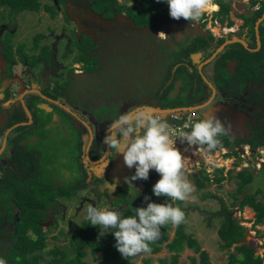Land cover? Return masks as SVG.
<instances>
[{"label": "flooded vegetation", "instance_id": "af4514ba", "mask_svg": "<svg viewBox=\"0 0 264 264\" xmlns=\"http://www.w3.org/2000/svg\"><path fill=\"white\" fill-rule=\"evenodd\" d=\"M118 1L121 6H114L113 11L108 9L101 12L96 10L93 0H77L80 13L74 19L75 26L70 29L62 55L54 43L51 46L43 44V40L48 43L52 40L41 28H37V31L34 28H12L11 16L24 11L12 12L0 7V67L4 66L0 70V166H3L0 177L11 170L20 175L22 169L18 168L13 158L16 147H21L23 158L32 155L35 159L32 177L47 185L45 193L54 195L57 202L44 211L45 220L40 224L44 230H50L49 236L54 230L58 233L62 229L67 233L75 231L87 219L86 215L81 221H74V218L80 217L84 206L87 213L88 205L107 209L121 207L122 202L135 204L131 200V192L125 198L120 194L129 186L124 177L134 175L135 167H126L123 155L103 144L109 124L123 113L143 119L172 114L160 112L162 109L197 106L196 121L216 116L225 127L231 126V131L225 135L230 145L224 147L227 148L224 161L230 160L229 169L225 173V167L221 168L218 163L213 173L216 182V177L224 176L218 182L220 185L232 183L235 187L221 196L214 193L201 195L208 200L204 204H197L195 199V202H189L187 207L182 208L185 213L182 224L186 228L189 213L195 212L205 226L213 225V221L217 220L215 227L210 228L214 231L217 227L219 233L226 222L224 215L212 217L208 223L209 220L198 209L213 213L224 209L231 215V227H244V234L250 227L252 233L264 239L263 221L258 224L248 222L246 217L238 215L240 201L251 193L264 208V182L258 183L255 191L248 192L247 185L244 186L242 178L237 175L243 170L255 173L252 167L261 164L262 169L258 171L264 177V115L257 114L260 110L258 106L246 104L249 81L253 88H264V81L257 82L250 76L254 68L259 70L250 53H260L264 58V18L258 30L256 27L257 20L263 14L254 20L253 26L251 24L256 12L264 9V3L248 0L244 3V11H235L236 19H229L233 24L228 26L232 28L236 20L239 21L237 29L225 33L222 27L223 34L219 33L216 39L213 30L218 29V25H209L206 12L197 21L190 23L185 20L181 23L170 18L169 10H164L154 24H140L135 11L141 1L131 0V4L128 0ZM66 2H61L63 9L57 11L63 13L65 19ZM45 7L48 9L49 6ZM231 7L233 10L232 3ZM49 8L51 17L56 19L59 13L53 16L55 10L51 6ZM67 16L69 20H66L71 22ZM160 32L165 35L158 37ZM239 39L244 40L247 46ZM230 40L234 42L230 43ZM226 41L229 42L216 53ZM81 47L88 49L82 50ZM82 51H85L86 59L76 61ZM66 59H69L68 63ZM64 63L69 67L60 75L58 65ZM89 66L94 67L89 69ZM238 68L247 79L242 85L232 77L238 73ZM18 74L26 80L23 85L14 82ZM222 98L231 100L220 106L218 104ZM173 103L174 107H168ZM202 148L204 154L208 155L206 147ZM64 150L69 157L61 154ZM255 155H259L258 162L253 158ZM5 156L7 161L3 162L1 158ZM200 159L198 164L195 162L196 167L201 161L205 162L203 158ZM153 173L150 172L147 180L133 181L131 187L136 188V184L141 182L144 188L150 186L153 190L160 179L158 174ZM196 178L197 183H202L201 186L196 183L198 189L205 192V183ZM20 185L24 187L29 183ZM20 185L17 189H24ZM39 186L25 190L40 194ZM162 199V196H156L152 201L158 203ZM77 204L79 207H72ZM139 204L146 205L147 202ZM68 207L74 208L68 216L71 223L60 227L58 220L66 218L61 211H66ZM87 228L90 234L100 236L98 226L89 225ZM109 235L110 232L104 236ZM49 242L53 246V242ZM251 242H254L252 238ZM89 250L90 247L87 248L88 255Z\"/></svg>", "mask_w": 264, "mask_h": 264}, {"label": "trees", "instance_id": "16d2710c", "mask_svg": "<svg viewBox=\"0 0 264 264\" xmlns=\"http://www.w3.org/2000/svg\"><path fill=\"white\" fill-rule=\"evenodd\" d=\"M64 2V0H60ZM95 4V8L97 11H113V7L117 8V6H121L118 0H93ZM140 6H138V10L135 11V15L141 21L140 24H154L157 18L161 15L162 11L169 10L166 0H139ZM220 5V10L215 13V17L218 18L221 22H225L227 19H230V11H231V3L230 0H215ZM254 2L260 0H253ZM264 3V0H261ZM42 0H0L1 5H7L10 7L12 12H20V11H30V12H38L42 6ZM48 9H50L48 7ZM107 12V11H106ZM132 12V10H130ZM150 12V13H149ZM264 12V9H260L253 16L254 19L252 21V26L254 25V20L260 17ZM59 13L57 11H53V16ZM11 15V14H9ZM205 15V14H203ZM10 17V16H9ZM66 19L69 20L67 14ZM233 22L230 21L229 25H232ZM82 50H87L88 48L81 47ZM252 58H255V63H257L256 70L251 72L250 76L255 79L257 82L264 81V58L260 53H250ZM45 57V56H42ZM85 51H82L80 57L76 58V61L85 60ZM242 60V58H240ZM242 66V65H241ZM239 66V68L241 67ZM94 66H89V69H92ZM238 68V73L235 76H232L234 80L237 79V82L241 85L245 82L246 75L243 72H240ZM248 85L250 89H248V96L246 97V104L252 105L253 107L258 106L260 108L257 111V114L264 115V88H253L251 86V81H249ZM175 100V98H173ZM252 103V104H251ZM168 107H174V103L172 105H168ZM186 130V129H185ZM222 147H228L229 140L226 136H222ZM219 147V148H222ZM217 148V149H219ZM21 147H16V153L13 158L15 164H17L18 168L22 171L20 175H16V172L11 170L6 176L0 177V235L5 234L8 230V226H6L9 222L14 224V228L10 229L9 232V245L7 249H3L0 251V260H3L5 264H90L88 261V253L87 248L90 247V251L92 252L94 258L97 260V253H101V263L102 264H134L133 258L129 257L125 259L121 253L115 247L116 239L114 233L110 231L109 237L104 240H97V234H90L89 229L87 228L90 224L88 219L84 222L83 226H80L75 231L70 233V236L67 235L65 230H61L59 232L60 236H54V239L60 240L63 237H68L69 245L61 246L53 243V246L50 245L49 242V233L50 230H44V226L40 224V221L45 220V210L49 209L50 205L53 203H57L55 201L54 195L48 196L45 192L47 190V185L43 182L35 180L32 177V173L34 172L35 159L30 155V153H25L30 155L27 159L23 158V154L20 151ZM216 150V149H215ZM212 150V151H215ZM230 155V154H228ZM34 160H33V159ZM3 166H0V172ZM27 169V171H26ZM223 169H221L222 171ZM31 172V174H29ZM1 175V174H0ZM242 178L244 186H248L254 178L253 172L249 170H243L237 174ZM208 178V176H205ZM196 178V177H195ZM209 179V178H208ZM224 179V176L216 177V180L220 182ZM20 181L21 183H25L27 180L32 185L21 186L24 189L12 191L11 194L6 192L9 188L12 187L16 182ZM196 178V183H197ZM198 186L202 185L201 182L197 183ZM40 185V186H39ZM36 186L40 187V194L35 191H28L25 189L35 188ZM244 186H240L243 188ZM246 186V187H247ZM14 192L16 193L14 196ZM8 194V195H7ZM7 195V196H5ZM4 196V197H3ZM133 206V205H132ZM129 209L128 212H122L124 216L133 215L135 212V207ZM146 206V205H139ZM245 206H251L254 210L257 211L256 221H260L264 217V208L261 202L256 200L255 194L251 193L246 196L243 200L240 201V207L244 208ZM172 227L171 224H168L161 229V236L158 240L150 245L152 248L151 254H157L163 249V242L169 240L168 230ZM205 227L204 221L200 222V229ZM187 228V227H186ZM186 228H183V224L179 225L176 231V236L174 239L167 244L170 251L174 252L172 264H177L179 260V256L181 251L185 246L193 247L194 251L200 252L201 245L198 241L193 238L191 235H187L185 233ZM244 230L245 228L242 226H232L229 229V225L227 222L219 230V234L221 235L222 241H225L227 246H232L234 244L240 243L244 238ZM234 234H238L239 238L233 236ZM70 237V238H69ZM1 239V238H0ZM80 240V243L78 244ZM0 240V247L1 246ZM0 248V249H1ZM49 248V249H48ZM236 249L239 252L232 253V261L230 264H239L238 259L235 257L239 253L245 251V258L239 260H243L240 264H256L260 262L262 259L260 257H255L254 248L250 245H237ZM74 251V252H73ZM2 252V253H1ZM71 253L74 255L71 256ZM239 256V255H238ZM151 259H145L144 264H150ZM162 264H168L166 259H162ZM190 264H212L209 254L206 251H202L200 254V260L195 257L192 258V262Z\"/></svg>", "mask_w": 264, "mask_h": 264}, {"label": "clouds", "instance_id": "9594fccd", "mask_svg": "<svg viewBox=\"0 0 264 264\" xmlns=\"http://www.w3.org/2000/svg\"><path fill=\"white\" fill-rule=\"evenodd\" d=\"M157 2H160V0H157ZM166 3L171 18L176 20L183 18L190 23L199 20L213 6V3L218 4L215 0H166ZM219 10L220 5L218 10L212 12L217 13ZM212 18L218 22L211 20L209 22L211 26L218 25L221 22L215 16ZM226 21L229 23L228 19ZM226 28L224 29L225 33H231L233 30L229 26H226ZM164 35V32H160L158 37ZM192 111L169 112L172 114L166 115L168 116L166 119L163 118L165 115H161L162 118L148 116L142 119L133 118L129 113H123L118 119L112 121L107 128L103 144L109 150H115L117 154L123 155L126 167H135V174L131 177H124V181L131 188L133 181L147 180L150 170H155L160 179L154 184L153 193L157 197L167 198L164 203L147 202L146 206L135 208L134 214L128 216H124L119 211L99 209L88 205L87 219L90 222L89 224L100 228V236L110 231L113 232L116 239L115 247L125 259L142 253H151L152 248L150 245L159 239L162 227L168 224L179 226L185 222V213L181 207L179 205L174 206L168 200L186 201L195 191V186L187 179L183 154L171 139L169 128L173 133V129L178 123L173 119L174 115L183 116L179 123H184L187 115ZM168 119L169 122H167ZM184 127L187 129L178 133L180 142L189 146L206 147L209 154H215L218 150V156H215V158L220 163L218 159L227 154L223 150L224 147L219 148L222 147L220 137L228 135L231 126L225 127L218 117L210 116L197 121L194 117V122L190 126L185 124ZM210 163L214 166L218 165L214 162ZM221 168H224V166H221ZM145 201H150V198L146 196ZM244 208H241L238 213L241 217H246L248 222L255 221L257 224L260 221L264 222V217L260 221H256L257 211L253 207L251 208L255 211V216L251 217L246 216L247 209L243 212ZM107 237L109 236H106L105 239ZM241 242L240 245H245ZM247 245L254 248L255 257L262 259L256 264H264V252L261 253L257 247L252 245L251 240ZM262 246L264 248V243H262ZM238 255L241 256V253ZM0 264H5V262L0 260Z\"/></svg>", "mask_w": 264, "mask_h": 264}, {"label": "rangeland", "instance_id": "374dc122", "mask_svg": "<svg viewBox=\"0 0 264 264\" xmlns=\"http://www.w3.org/2000/svg\"><path fill=\"white\" fill-rule=\"evenodd\" d=\"M66 1H67L66 5H65L66 6V13L69 15L71 22L67 21L64 18L63 13H59V15H57L56 19L52 18L51 17V13L49 12L50 10L46 9L45 6H49V7L51 6L53 8V10H55V11L62 10L63 9V4L61 2H59V0H42L43 3H42V6H41V9L38 12L24 11L22 13L13 14V16H11V17H13L12 18L13 21L11 23V26H12V28H14L16 30H24V29H28V28H34V30L37 31V28H41L42 29L41 31L46 32L49 35V38L52 40L50 43L45 42L43 40V44L44 45L45 44H50V46H51V44L54 43L55 46L56 45L58 46L59 54L62 55L63 51H64V49L66 47V43H67V39L69 37L70 29L75 26L74 19L78 18L79 13H80V11H79L80 8L77 5V0H66ZM247 1L248 0H231V3H232L233 8H234L232 10V14L230 16L231 20L232 19H236L235 11H238V12L244 11V8H243L244 7V3H246ZM128 3L131 4L132 1L128 0ZM128 3H127V5H128ZM216 5L217 4L213 3V6H212L211 10H208L206 12L208 14L209 22L211 20H214L212 18V14H214V12L211 14L210 11L218 10V8H216ZM0 7H1V9L3 7L4 10H7V11L10 10V7L7 6V5H1ZM168 14H169V12H168ZM169 16H170V14H169ZM7 20H10V18L7 17ZM176 21H179L181 23L185 22V20L183 18H181L180 20H176ZM214 21L218 22L216 20H214ZM3 22H5V21H3ZM238 22L239 21L236 20V25L233 26L235 29H237V27H238ZM228 25H229V23H227V21H225L223 24H221L219 22L218 29L214 30V33H215L214 37L216 39H218L217 37L219 36V33L223 34V31L221 30V28L224 26L223 30L227 29L226 26H228ZM181 26H183V25H181ZM25 33H27V32H25ZM0 35H2V33H0ZM57 39L60 41V44L58 43ZM28 40L29 39H27V42H28ZM17 43H19V42L17 41ZM236 48H237V50H239L238 46ZM1 50H2V46H1V41H0V57H1ZM62 57H64V56H62ZM68 61H69V59L67 60V63H68ZM68 67L69 66L66 65L65 63L61 64V65H58L59 74L63 75L66 72ZM20 68H22V66ZM1 69L3 70L4 66L0 67V70ZM61 70H63V71H61ZM15 81H18L20 84H22L26 80H25V78H23L21 75L18 74L15 77L14 82ZM14 82H12V85H14ZM230 100H231L230 98L229 99H227V98L223 99L222 98L221 102L219 100L218 101L216 100V101L220 102L218 105L223 106V105L226 104V102H230ZM192 112H198V111L193 110ZM243 116H245V115H243ZM186 121H188L187 117H186ZM169 132L172 135L171 128H169ZM197 149H198V147H197ZM194 150H196V148H194ZM3 151L4 150H2V152ZM187 151L190 154V152H189V151H191L190 148ZM187 151L184 152V155L187 153ZM198 152H200V151H198ZM9 154H10V151L8 152V155ZM61 154L63 156L69 157V153H67L65 150L61 151ZM191 154H192L191 157H183V158H184V163H185V166H186L187 179L189 181H191V183L195 186V191L188 197V199L186 201H170V200H168V202L173 203L174 206L179 205L181 207V209L184 208L185 206L187 207L189 202H195L194 199L196 200L197 204H199V203H203L204 204V202L208 201L206 199L204 200L203 199L204 197H202L201 195H206L208 193H214L216 195H220L221 196V195H223L225 193V191H232L234 189V187H235V185L232 184V183H230L228 185H225V186H222V185H220V183L215 181V174L213 172L218 166L217 165L214 166V165H212L210 163V162H214V163L218 164L217 159L215 158V156H208L209 158H207V160L208 159H211V160L205 161V162L201 161L200 164L197 165V167H196L195 162H197V164H198L197 154H196V152L195 153L191 152ZM258 156H256V155L254 157L252 156L254 158L255 162L256 161L258 162ZM1 159H3V162L7 161V157L6 156L4 158H1ZM51 160H53V159H51ZM218 160L220 161L221 158L218 159ZM188 161L190 163H188ZM229 164H230V161H224V162L221 161V164L219 166L225 165L224 166L225 167V171L224 172L227 173V171L229 169V166H228ZM204 166H206L207 168H204ZM198 168H201L202 170H199ZM252 169L255 170V173L253 171V175H254L253 181L247 186L246 190L248 192H251L253 190L255 191L258 183L264 182V177H262L260 175V173H259V171L262 169L261 168V164H257L256 167H252ZM150 172H154L153 173L154 175L158 174L155 170H150ZM206 175H208L210 177V179L204 178ZM2 176H4V175H2ZM38 176H40V175H38ZM195 177H198L201 181H203L205 183V185H206L205 188L206 189H203V190H205V192H201L202 189H198V187L196 185V178ZM153 181H154V179H153ZM25 183L28 184L29 182L25 181ZM140 183L141 182L136 184V188H132V187L130 188V186H128V187L125 188L126 191L125 190L120 191V194H121V196L123 198L128 197L129 193L131 192V195H132L131 196V200L133 199L135 201V204L132 207H135V208L139 207V205H140L139 203L140 202L145 201V197L146 196L150 198V201H152L153 198L156 197L154 195V193H153L152 188H150V186L144 188V186L141 185ZM20 184H22V183L20 181H17L6 192H8V194H11V192L15 191ZM29 185H30V183H29ZM260 185H262V184H260ZM7 195H5V196H7ZM162 198L163 199L159 200L158 203L166 202L167 198L163 197V196H162ZM145 202H149V201H145ZM122 203H124V204L121 205V207H118V208L117 207H112V208H107V209L108 210L119 211V212H121L120 210H122V209H123L122 210L123 212L124 211L125 212L126 211L127 212L130 211L129 209L131 208L132 204L131 203H127V204H131V205H127V204H125V202H122ZM72 207H79V204L74 205ZM236 207H237V205H236ZM82 208H81V211H80V213H81L80 217L78 219L74 218L75 222L81 221L87 215L86 207L84 206V208L83 209ZM203 208H205V207L203 206ZM69 209H70V207H68L66 211H64V210L61 211L62 214H65L66 218H63V219H59L58 218L59 219L58 222L60 223V227L71 223V221L68 219V216H69V214L71 215L73 213L74 208H72L70 210ZM245 210L247 212L246 216H248V217L255 216V211L250 206H246V208H244L243 212ZM248 220H250V219H248ZM213 223H214L213 225L206 224L207 226L203 227L202 230H201L200 229V218H197V214L195 212H190L189 213V217H188V221H187V225L188 226H187V228L185 230V233L187 235H191L193 238H195L198 241V243L201 245V251L200 252H196V251H194L193 247L185 246L184 249L180 253L179 260H178L177 264H190L192 262V258L193 257H195L199 261L200 260V254H201L202 251L208 252L212 264H230V262L232 261V255L231 254L233 252L234 253L239 252L238 249H236V246L240 245V243L234 244L232 246H227L225 244V241L221 240V235L218 233V228L217 227L214 228V231L211 230L210 226L211 227H215L214 225H215V223H217V220H214ZM6 226H8L7 227L8 230L6 232V235L5 234H1L0 235V238H1L0 240L2 241L1 242L2 248L0 247L1 248L0 251L10 247V245H9V232L11 231L10 229H12V226L14 228V225L9 222ZM49 226H51V225H49ZM45 228L47 229L48 225ZM65 228L67 230V226ZM177 228H178V226H173V225H172V227L169 228V230H168L169 240L166 241V242H163V244H162L163 245V249L159 253H157V254H151V253L139 254V255L134 257V260H133L134 264H144L145 259H147V258L151 259L150 264H162V259H166L168 264H172V260H173L172 256H173L174 252L169 250L167 244L169 242H171L174 239V237L176 236ZM183 228H185L184 225H183ZM248 228H249L248 229L249 230V237H248L249 240H251V238H252L253 241H254L252 244L255 247H257L258 250L261 253H263L264 252V248L262 246V243H264V239L259 234L255 235L254 232L252 233L251 230H250V227H248ZM71 232H72V230H70V232H68L67 235L70 236ZM89 235H90V232L86 236H89ZM54 236H60L57 230H54L50 234L49 241H51V242H53L55 244L58 243V245H61V246H67L68 247V245H69L68 237H63L62 236V238L60 240H56V239H54ZM233 236H236V238L240 237V236H238V234H234ZM96 238H97L98 241H100L103 238H105V236L103 235V236H99L98 237V235H97ZM223 239H225V238H223ZM223 244L225 246H223ZM73 255L74 254L71 253V256H73ZM101 257H102V254L100 252L97 253V260H96L94 258V256H93L91 251L89 252V255L87 256L88 261L90 262V264H102L101 263ZM235 257L238 259L239 264L242 263L244 258L246 257L245 256V251H243L241 253V256H238V255L236 256L235 255ZM239 258L243 259V260L240 261Z\"/></svg>", "mask_w": 264, "mask_h": 264}, {"label": "water", "instance_id": "95a60500", "mask_svg": "<svg viewBox=\"0 0 264 264\" xmlns=\"http://www.w3.org/2000/svg\"><path fill=\"white\" fill-rule=\"evenodd\" d=\"M70 14H71V13H70ZM262 18H264V14L262 15V17H261L260 19H262ZM77 22H78V20H77ZM258 24H259V22H257V24H256L257 29H258V27H259ZM78 32L80 33L81 30H79ZM236 40H237V39H236ZM238 41L244 43V44L247 46V44H246V42H245L244 40L239 39ZM228 42H229V41H226L225 44L219 46V48L217 49V52H216V53H218L220 50H222V48H224V46H225ZM231 42H234V40H230V43H231ZM258 44H259V41H258ZM232 68H233V66H232ZM193 108H194V109H193ZM187 109L195 110V109H198V107L195 106V107H189V108H174V109H171V110H169V109H162L160 112H177V111H179V110H187ZM163 118L166 119V118H168V116L165 115ZM198 210L200 211V213H201L202 215L205 216V219L209 220L208 223L211 222L210 220L212 219V217H213V218L216 217V216L221 217V216L224 215L226 222H228V223H229V227H231L232 219H231V215L228 213V210H224V209H223V210H222L221 212H219V213H217V212L213 213V212H211V211H209V210H206V209H204V210L198 209ZM248 232H249L248 230L245 231V240L242 241L241 244H247V243L249 242V240H248Z\"/></svg>", "mask_w": 264, "mask_h": 264}, {"label": "crops", "instance_id": "0c3cea01", "mask_svg": "<svg viewBox=\"0 0 264 264\" xmlns=\"http://www.w3.org/2000/svg\"><path fill=\"white\" fill-rule=\"evenodd\" d=\"M254 2V1H253ZM230 3H231V0H230ZM254 3H263V1H256V2H254ZM218 5V4H217ZM219 6V5H218ZM232 8V7H231ZM232 10V9H231ZM231 14H232V11H230V16H231ZM264 14V13H263ZM262 21H263V19H258L257 20V22H259V24H258V26L260 25V23H262ZM259 29V28H258ZM257 29V30H258ZM178 113H181V110H179L178 111ZM171 135V134H170ZM171 139L175 142V146L178 148V149H180V151L182 152V154H183V157H191L192 156V154H191V152H196V154H197V158H203L205 161H209V160H211V159H208L207 160V158H209L208 156H218V150H217V152H215V154H209L208 153V155H205V154H203L205 151H203L204 149L202 148V147H198V149H197V147H195V146H190V150L191 151H189L190 152V154L188 153V151L187 150H189V146L188 145H186V143H182V142H180V140H179V134H173L172 133V135H171ZM183 144H185V145H183ZM181 145H183V147H181ZM194 148H196V150H194ZM187 151V153L184 155V152L185 151ZM223 150H227V148H223ZM198 151H200V152H198ZM203 152V153H202ZM198 159V160H201V159ZM211 158V157H210ZM221 161H223L224 162V157H222L221 156V160H220V164H221ZM230 161V160H229ZM188 163H190L189 161H188Z\"/></svg>", "mask_w": 264, "mask_h": 264}, {"label": "built area", "instance_id": "2783aa9c", "mask_svg": "<svg viewBox=\"0 0 264 264\" xmlns=\"http://www.w3.org/2000/svg\"><path fill=\"white\" fill-rule=\"evenodd\" d=\"M194 117H195V112H192V113H190V114L187 115L188 121H186L184 123H179V120L182 119L183 116L174 115L173 116V119L175 121H178V123L175 125V128L173 129V133L174 134H178L181 131H184L185 129H187V128L184 127V125L185 124H188L190 126L194 122ZM183 145H185V144H183ZM183 145H181V146H183Z\"/></svg>", "mask_w": 264, "mask_h": 264}, {"label": "bare ground", "instance_id": "6f19581e", "mask_svg": "<svg viewBox=\"0 0 264 264\" xmlns=\"http://www.w3.org/2000/svg\"><path fill=\"white\" fill-rule=\"evenodd\" d=\"M211 8H212V7H210V8H209V10H211ZM216 8H218V9H219V6H218V5H216ZM193 109H194V108H193ZM248 237H249V232H248Z\"/></svg>", "mask_w": 264, "mask_h": 264}]
</instances>
